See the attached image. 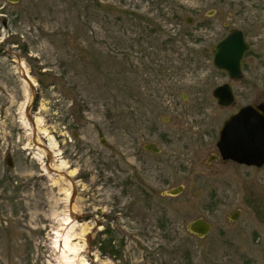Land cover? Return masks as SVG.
Returning a JSON list of instances; mask_svg holds the SVG:
<instances>
[{
	"label": "rangeland",
	"instance_id": "374dc122",
	"mask_svg": "<svg viewBox=\"0 0 264 264\" xmlns=\"http://www.w3.org/2000/svg\"><path fill=\"white\" fill-rule=\"evenodd\" d=\"M241 5L256 0H0V264H264L263 172L210 158L234 109L211 94V49ZM42 129L64 171H43Z\"/></svg>",
	"mask_w": 264,
	"mask_h": 264
},
{
	"label": "flooded vegetation",
	"instance_id": "af4514ba",
	"mask_svg": "<svg viewBox=\"0 0 264 264\" xmlns=\"http://www.w3.org/2000/svg\"><path fill=\"white\" fill-rule=\"evenodd\" d=\"M7 1L9 3L18 2H10V0ZM230 19H233V22H229ZM223 26L224 28H228V30L220 37V39H218L214 46L218 42L224 41L230 35H233L235 46H239L240 43H243L246 45V49L240 60L239 73H237L235 77L231 76L229 72L223 69H218L212 62L214 69L224 79L212 88L211 94L221 108L226 109L234 107L232 111L227 113L221 119L218 127V134L223 128L225 122L242 107L248 105H264V0H256V7L250 6L248 8L242 5L239 6L235 13H230L228 19L224 20ZM214 46L211 49L212 58V50ZM19 64L26 66L27 72H22L23 76L26 74L27 77H30V67H28V65L24 62H20ZM222 85H228L233 95V98L228 105H220L217 98L214 96V89ZM253 112L255 116L252 115L245 118H239L236 121V124L245 127L251 123L255 127L258 125L264 126V110L256 109ZM257 136L258 139L264 140V133H260ZM259 144H264V141L259 142ZM218 155L219 152L218 154L211 155L210 158L215 159ZM220 158L223 163L232 162L239 167L243 166L251 169L255 172V174L258 172H263L264 174V163L261 165H246L238 163L232 159H223L221 156ZM5 159L7 163L9 159L12 162L10 156H6ZM223 173V175H226L225 172Z\"/></svg>",
	"mask_w": 264,
	"mask_h": 264
},
{
	"label": "water",
	"instance_id": "95a60500",
	"mask_svg": "<svg viewBox=\"0 0 264 264\" xmlns=\"http://www.w3.org/2000/svg\"><path fill=\"white\" fill-rule=\"evenodd\" d=\"M11 2H17L18 0H10ZM246 45L240 43L239 46L234 44V36L230 35L224 41L218 42L212 50V62L218 69H223L233 77L239 73L240 60L244 54ZM23 78L28 83L29 89L32 94V100L36 98L34 93L33 81L30 77L24 74ZM214 96L220 105H228L232 98V92L228 85L218 86L214 89ZM31 100V101H32ZM32 105L26 106L24 112L28 115L31 122L33 117L29 116V111ZM264 110V105H248L242 107L237 113L233 114L224 124L223 128L219 131L216 147L219 155L223 159H232L238 163L246 165H261L264 163V144L259 142L264 141L258 139V134L264 133V126L258 125L255 127L252 123L245 126H239L236 121L239 118H245L247 116H255L254 110ZM145 148L149 151L159 152V148L153 144L148 143ZM8 164L11 166L12 162L9 159ZM182 186H178L174 189L168 190L166 194L177 195L182 191ZM239 214V210H236L230 215L231 220H235ZM211 224L202 217L195 218L188 224V230L194 235L204 237L209 233Z\"/></svg>",
	"mask_w": 264,
	"mask_h": 264
},
{
	"label": "bare ground",
	"instance_id": "6f19581e",
	"mask_svg": "<svg viewBox=\"0 0 264 264\" xmlns=\"http://www.w3.org/2000/svg\"><path fill=\"white\" fill-rule=\"evenodd\" d=\"M20 67L22 68L23 73L27 72L25 65H20ZM33 84H34V82H33ZM28 87L25 85V89H24L25 103L23 104V107L21 109V115L19 117V119H20L19 123L22 126V128L27 129V131L30 132V133L28 132L27 135H31V137H33L32 136L33 133L31 132V131H33L32 126L34 125L37 128L38 127L41 128L40 126H41V123H42V119L41 118H36V119H33V122H31V120H29V118L26 119V117L23 114V108H25L24 106H27V105L31 104L30 102L32 100L33 92H30V89ZM32 123H33V125H32ZM48 137H50L48 130L42 129L41 131L39 130V133H37V134L34 132V141L33 142H35V145H36V143L37 144H43V143L40 142V140H42V139H44V140L47 139L48 140L49 139V143L46 146L47 152H42V154L36 153V156H37L39 162L43 165L42 167H43V171L45 172V174H49L50 175L51 172H52V171H50V169L56 170V171L57 170L64 171L65 168H68V167L66 166V164L64 162H61L59 164H55V163H51V164L50 163H46V164H44V161L42 160L43 158H50V156H53V158L56 157V155L53 153V152L56 151V143L53 142V139L51 137L50 138H48ZM30 148H32L33 150L35 149V147H30ZM53 234L58 237L60 235V231L57 230V232H55ZM70 251H71V249H69L68 252H70ZM73 253L75 254V251H73Z\"/></svg>",
	"mask_w": 264,
	"mask_h": 264
}]
</instances>
